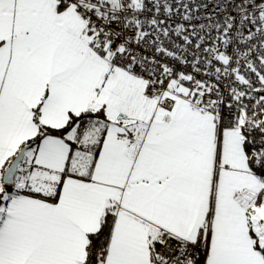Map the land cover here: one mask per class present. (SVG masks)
Listing matches in <instances>:
<instances>
[{
    "label": "snow or ice",
    "instance_id": "snow-or-ice-1",
    "mask_svg": "<svg viewBox=\"0 0 264 264\" xmlns=\"http://www.w3.org/2000/svg\"><path fill=\"white\" fill-rule=\"evenodd\" d=\"M0 264H264V0H0Z\"/></svg>",
    "mask_w": 264,
    "mask_h": 264
},
{
    "label": "built area",
    "instance_id": "built-area-1",
    "mask_svg": "<svg viewBox=\"0 0 264 264\" xmlns=\"http://www.w3.org/2000/svg\"><path fill=\"white\" fill-rule=\"evenodd\" d=\"M198 2H208V0H198ZM212 11V7L210 6L209 9H208V12L210 13ZM174 27V25H172ZM174 39L176 40V43H181V40L180 38H176L174 37ZM146 55L150 54V52H146L145 53ZM190 71V69H189Z\"/></svg>",
    "mask_w": 264,
    "mask_h": 264
}]
</instances>
